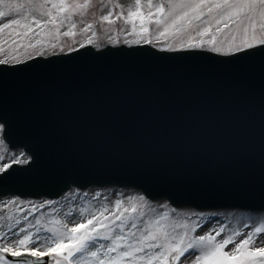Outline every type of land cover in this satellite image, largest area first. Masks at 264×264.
<instances>
[{
	"label": "snow or ice",
	"instance_id": "6c2138e0",
	"mask_svg": "<svg viewBox=\"0 0 264 264\" xmlns=\"http://www.w3.org/2000/svg\"><path fill=\"white\" fill-rule=\"evenodd\" d=\"M99 2L120 8L115 18L131 26L122 42L110 41L115 51L89 39L57 52L92 0H0V19L19 17L0 24V34L46 38L13 39L17 54L0 58V151L9 152L11 136L26 149L9 153L10 162L0 154V182L66 181L108 164L140 191L112 206L101 192L92 203L76 188L61 200L6 201L0 264H264L252 232L237 239L242 233L223 224L203 231L205 217L220 213L173 215L170 206L193 196L264 201V0H134L127 15L116 0ZM113 11L101 20L113 24ZM50 56L61 57L57 67L31 63ZM41 159L44 174L33 167ZM77 198L85 202L74 207ZM254 232L264 233V223Z\"/></svg>",
	"mask_w": 264,
	"mask_h": 264
},
{
	"label": "rangeland",
	"instance_id": "374dc122",
	"mask_svg": "<svg viewBox=\"0 0 264 264\" xmlns=\"http://www.w3.org/2000/svg\"><path fill=\"white\" fill-rule=\"evenodd\" d=\"M82 2V0H81ZM121 5V8L124 10V14L127 15V9L132 8L134 10V0H116ZM147 0H142V5L146 4ZM153 2H158V0H153ZM120 8L112 10L111 4H108L107 7H105L103 4L99 2V0H92V7L90 10L86 13V15L83 17V22H81L80 17H75V20L77 22V28L75 31L77 32V35L75 37H63L60 36L59 44L57 47V52H59V46H65L69 44H73L75 47H79V43L86 42L89 39H91L94 43H99L101 45H111L110 41L115 39L120 42L123 41V39L126 36V31L130 30V25H125L122 20L115 18V12L120 11ZM109 11H113V15L110 16V19L114 20L113 24H108L107 22H104L101 20V17L103 15L108 14ZM143 11L145 14H147L148 9L146 7L143 8ZM19 17L16 15L10 16L8 18L0 19V24L7 23L11 19H18ZM92 24V28L87 32H82L81 30L86 27L87 24ZM139 23V22H137ZM150 30H155L154 25H150ZM121 29H124L125 31L122 32ZM68 28L65 25L62 27L61 32L67 31ZM36 31H39L38 29ZM227 31V30H226ZM9 30H5L3 34H0V48L3 49V52H0V58H5L9 55L17 54L13 51V49L16 47V45L12 44V40L16 39L17 44H27L29 42L35 43L37 40L46 39L45 37L37 36L35 33L31 34L30 37L25 38L21 40L18 37L9 36L8 34ZM93 33L95 35H93ZM128 39H132L134 37H127ZM223 38V37H221ZM171 42V41H169ZM39 48V45H38ZM51 51V48L48 49ZM24 52L23 48H20V53L22 54ZM34 54V53H33ZM9 150V149H8ZM21 150H9L8 153H4L0 151V154L4 155L5 159L3 162H10L8 159L9 153H16L18 154ZM113 190H116V192H123L124 196H114ZM87 191L89 193L88 197L85 198V201H92V197L95 194V192H101L102 195L99 199H103L104 196H107L108 203L110 206L114 204V200L116 198L123 199L125 203H127V197L128 196H135L137 194V191L134 190H128V189H119L115 187H106V188H96V187H90L85 190H77L80 195H83V192ZM71 189L67 192H65L62 196L70 195ZM61 196V197H62ZM61 197L55 199V200H61ZM17 198L15 196H5L0 198V205H3L6 201L10 199ZM20 199V198H19ZM20 200H29V199H20ZM32 200V199H30ZM160 200V199H158ZM37 201V200H33ZM85 201H80L78 198L76 201L73 202V206L75 207L76 204L84 203ZM65 205V208L63 210H67V202L61 201ZM92 203H96V201H92ZM58 207V206H57ZM7 209H3L0 211V215H6ZM43 212L51 211V209H43L41 210ZM159 211H167V209H159ZM215 212L220 213L219 216L215 217H205L206 219L210 220V223L207 224V226L204 228L203 231H208L213 226L219 227L221 224L225 226V231L229 232L231 229H238L242 235L241 237H238L237 239H244L247 237V234L249 232H252L253 234V244L252 247H264V233H260L263 238L259 239V234H256L254 232L255 227L260 226L261 223H264V211L256 212V213H249V212H241L238 210H215V211H197L190 208H176V213L173 215H182L187 216L190 215L191 212ZM39 214V213H37ZM193 219H196V217H193ZM247 223L249 225L248 228H244L243 225ZM198 234H203L202 231L198 232ZM214 234V233H213ZM260 236V237H261ZM229 247H232V245H229ZM188 254H185L187 256ZM185 257H181V261L179 264H184Z\"/></svg>",
	"mask_w": 264,
	"mask_h": 264
},
{
	"label": "water",
	"instance_id": "95a60500",
	"mask_svg": "<svg viewBox=\"0 0 264 264\" xmlns=\"http://www.w3.org/2000/svg\"><path fill=\"white\" fill-rule=\"evenodd\" d=\"M91 51H95L90 47ZM105 51H115V47L107 46L104 48ZM125 50H129L125 48ZM81 52L84 50L81 49ZM73 57H76V53H71ZM168 55V54H160ZM67 57H64L66 59ZM61 59L60 56L48 57V61L37 58L36 61L31 63L35 68H54L58 66V61ZM88 58L80 57L81 61H85ZM108 59L99 61V63H107ZM204 63V62H201ZM161 67H171L173 62L160 61ZM170 103L178 102L176 97H168ZM203 104H210V101H202ZM8 144L9 149L21 148L26 151L23 147V143L17 136L8 137L5 141ZM14 168L20 169L22 166L13 165ZM27 167V166H23ZM39 174H44L48 167V161L41 159L34 166ZM89 186H117V187H129L140 190L139 183L132 179L125 171L115 165L100 164L96 169L87 175H72L66 181H24V180H9L0 182V197L6 195H18L21 198L33 197V198H57L71 187L85 189ZM151 195L156 199L161 197L155 191H151ZM174 207H192L197 210H214V209H239L247 211H260L264 210V201L259 198H234V197H175L171 203Z\"/></svg>",
	"mask_w": 264,
	"mask_h": 264
},
{
	"label": "bare ground",
	"instance_id": "6f19581e",
	"mask_svg": "<svg viewBox=\"0 0 264 264\" xmlns=\"http://www.w3.org/2000/svg\"><path fill=\"white\" fill-rule=\"evenodd\" d=\"M260 236H261V234H259V239L263 238L262 236L261 237Z\"/></svg>",
	"mask_w": 264,
	"mask_h": 264
}]
</instances>
